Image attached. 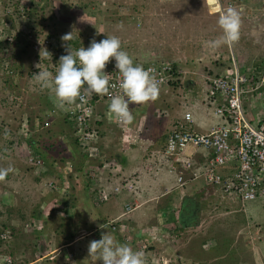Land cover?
I'll list each match as a JSON object with an SVG mask.
<instances>
[{"label": "rangeland", "instance_id": "1", "mask_svg": "<svg viewBox=\"0 0 264 264\" xmlns=\"http://www.w3.org/2000/svg\"><path fill=\"white\" fill-rule=\"evenodd\" d=\"M225 1L221 0L223 6ZM27 2L30 0H0V39L5 41L20 33L22 35L19 34L20 39L23 41L24 35L32 34V38H27L31 46L25 49V54L16 59L21 64V75H12L13 81L19 87L17 93H14L17 94V100L16 95L14 97L8 94L10 87L7 85L8 79L1 72V67L9 63L10 46L3 48L0 42V168L11 166L14 169L4 182H0V231L10 229L12 238L6 246L5 253L14 257L15 264H93L91 261L99 264L102 261H96L88 255L89 242L95 236L94 231L98 230V225L107 224L118 217L120 220L116 221L119 223L113 227L114 231L108 228L117 241L125 243L126 237L134 240V243L138 241V251L141 252L143 247L153 245L158 248L153 255L162 254L166 258L165 264H179V258L183 260V264H256L257 261L264 264V201L247 203L243 211L238 203L225 197L221 198L220 191L212 190V187L206 185L202 179L191 182L185 189L189 195L184 198L192 199L193 207L197 209L191 210L194 218L192 226L181 229L175 219L179 215L182 201L180 195L174 196L172 204L164 202L161 198L165 192L163 190L165 185L162 184L170 186L175 184L174 178L169 182L168 178H163L161 169L158 175L154 173V169L150 172L148 169L145 170L150 176L149 182L137 187L135 193L139 203L133 212L123 217H121L123 206L119 205L120 202L116 203L114 201L116 199L111 200L115 207L107 205L111 202L97 207L88 200H83L85 187L82 182L77 183L74 179L71 181L72 191L51 194L50 188L47 187V178L53 179L55 175L50 173L51 175L48 174L39 183V179L28 169L27 159L33 154L24 139L38 130L35 126L38 123V115H41L37 113L38 97H45L44 102L48 100L49 106L63 112L54 93L43 88L33 77L39 71H43L44 67L53 75L56 74L59 53L55 52L53 63L40 56L39 49L42 50V46L39 45L44 37L61 38L73 31V36L85 38L94 35L89 29L96 28V33L105 31L104 39L107 36H118L122 41V50L127 51L134 59L159 55L178 65L180 75L177 79L160 90L157 100L145 104L149 115L146 116V122L142 124L137 134L128 133L127 126L122 128L116 126L104 134L101 142L99 141L98 147L108 156L110 150L116 152L124 150L129 154L135 152L136 158L140 159L139 164L145 159L152 163L161 159L160 150L167 134L165 117L175 111L177 114L182 113L184 107H190L188 102L194 103L192 100L199 95L198 92L203 91L201 86L203 77H198L197 71L201 70L204 74L208 71L207 67H213V72H217L216 68L229 66V61L226 60L230 57L228 46L212 49L207 44L204 45L205 41H213L222 34L219 26L218 30H215L219 15L215 5L207 4L208 0H50L51 4L45 5L42 16L39 13L32 15L33 23L27 28L30 23L16 21L18 14L15 13L18 10L23 11ZM82 5L88 7V15L81 11ZM253 9L247 7L241 13L240 39L232 46V53L241 66L247 62L252 52L250 49H255L254 45L250 46L248 27L245 26L254 25V29L259 31L262 28L264 32V27L261 26L264 13L259 14ZM197 12L201 15L195 16ZM25 23L28 25H24ZM200 28L203 30L200 31ZM243 40L247 45H242ZM36 41L37 44L34 43ZM54 42L59 41L54 39ZM223 47L227 48L228 56L224 54L226 52ZM198 52L206 54L203 60L195 59L199 58L196 57ZM38 64L41 69L37 68ZM185 67L188 70H184ZM188 86L191 88L190 92ZM195 86L197 88L194 89ZM199 98L197 100H200ZM58 128L59 126L53 127L50 135L53 132V135L58 133ZM4 129L9 132H5ZM134 129L138 130L137 127ZM67 130L66 132L70 134L71 130ZM44 131L41 130V133ZM45 138L49 142V145L48 143L46 145L52 147L51 153L57 161L68 156V149L75 150L69 135ZM52 142L57 143L51 145ZM76 153L79 155L80 152ZM55 166L58 174L65 176L67 171L63 169V165L57 162ZM72 173L74 177L78 175L73 169ZM151 179L155 181V185L159 180L160 187H155ZM117 180L109 184L100 180L99 183L102 182V186L106 185L110 192H114L120 188L121 179ZM60 196H67L68 200H63ZM39 206L44 213L38 221L41 224L46 220V225L38 230V234L35 232L32 235V226L29 233L25 224L30 223L37 215ZM54 208L56 211L52 212ZM57 208L61 210L58 211ZM68 208L73 210L68 211ZM64 210L67 212H63ZM75 211L79 213L74 214ZM162 212H165V216L160 217ZM140 231L145 236L135 237ZM255 231H258L257 236L252 234ZM248 234L253 237L250 238ZM38 238L42 242H38ZM210 242H213L212 248L202 249L203 244ZM40 243L43 252L40 250ZM146 258L147 264H155L150 263L147 256ZM157 264L162 262L157 261Z\"/></svg>", "mask_w": 264, "mask_h": 264}, {"label": "built area", "instance_id": "2", "mask_svg": "<svg viewBox=\"0 0 264 264\" xmlns=\"http://www.w3.org/2000/svg\"><path fill=\"white\" fill-rule=\"evenodd\" d=\"M229 6L242 12L247 7H253L255 12L264 13V0H230L224 7L215 0V8L219 13L222 8L226 10ZM0 42L6 48L11 45L13 38L5 41L0 39ZM51 45L53 41L44 39L39 45L42 50L39 51L42 59H48L43 54L44 49H47L51 53V60H48L53 63L55 49ZM37 49L35 46V50ZM229 49V66L216 68L219 74L213 72V67H207L208 71L201 76L203 91L199 94L200 104L210 117L217 119L216 122L208 131H198L192 114L186 113L168 132L160 150L161 159L148 165L149 172L160 168L174 178V189H163V194L171 195L173 200L182 191L185 193L188 184L202 179L214 191H220L222 197L238 203L242 208L250 202L264 201V57L256 65L243 68L234 57L231 47ZM58 50L61 55H56L57 61L62 54H67L66 44L58 45ZM56 67L55 73L59 65ZM143 67L154 69L157 79L162 82L160 89L168 86L180 75V69L174 68L168 62L153 61ZM105 72L110 75V84L115 85L110 88V92L113 95H122L119 87L121 77L115 68V61L107 65ZM109 104L108 96L92 94L85 104L77 101L75 105L62 107L70 125V137L78 144V149L89 158H101L100 168L89 175L93 185L98 184L100 188L97 192L99 205L106 203L110 194L106 185L99 183L100 180L109 184L113 180L121 179L120 188L114 191L116 194L124 189L134 193L140 183L137 174L125 177L121 165L107 154L103 155L98 147L104 134L112 131L113 127L127 125L113 116L109 111ZM129 107L134 114L139 106L130 104ZM51 113L56 114V111L47 114ZM4 131L9 132L5 129ZM31 156L27 161L33 172L36 175L47 172L37 156ZM104 172L107 174L101 175ZM64 186L59 189L52 179L47 181V187L56 194L67 190L68 185ZM132 209L131 205H125L121 217L127 216ZM116 221L117 218L110 224ZM26 227H30V224ZM2 264H12L11 259L4 257Z\"/></svg>", "mask_w": 264, "mask_h": 264}, {"label": "clouds", "instance_id": "3", "mask_svg": "<svg viewBox=\"0 0 264 264\" xmlns=\"http://www.w3.org/2000/svg\"><path fill=\"white\" fill-rule=\"evenodd\" d=\"M214 1L215 0L212 1L213 5H215ZM229 1L230 0H228V2ZM228 2H226L224 6ZM216 12L219 14L217 23L222 34L219 38L213 41H208L206 42V44L212 49H217L221 46H229L232 49V46L239 41L241 35V12L232 6H229L226 10L222 8L220 13L219 11ZM72 39L73 31L64 34L61 37V41L57 42L58 45H60L61 43L66 44L67 54H62V56L59 58V67L55 75L47 70H43L39 71L38 74L33 76L43 88L49 89L54 93L61 107L75 105L77 101H79L81 104H85L87 103V98L92 94L108 96L110 98L109 111L117 120L127 124L126 126H128L132 124L134 120V116L129 105H143L149 102H153L159 98L160 90L167 87L165 86L160 89V85L162 82L157 79L154 69H145L143 65L134 63L133 57L130 56L127 51L122 50V41L118 36H107L106 39L100 40L99 42L93 39L87 49H85L83 46L77 49H73L68 44V41H71ZM47 40L53 41V45L56 43L54 42V39ZM55 52L59 53V50H55ZM43 54L45 57L51 60V53H49L47 49H44ZM110 60L115 61V68L120 74L121 81L119 87L122 90V95H113V93L110 92V88L115 87V85L110 84V75L106 74L105 72L107 65L111 62ZM38 67L39 64L37 65V68ZM118 127L122 128L123 126ZM163 145L161 146V148L163 147ZM111 151L113 150H110V152ZM13 171L14 169L11 166L7 168H0V182H4L9 173ZM124 173L126 175L125 177L131 175L125 170ZM33 174L36 175L34 172ZM44 177V174L38 177L39 183L40 180H44ZM48 180L49 178H47V181ZM138 186L139 184L137 185V187ZM118 194H125L130 197L131 200L123 205V209L125 205L129 204L133 208L131 210V212H133L135 209L134 206L138 205L139 203V201H137L135 198L136 193H129L124 189ZM221 198L223 197L221 196ZM184 199L187 198H181V207H184ZM107 203L108 201L101 205H105ZM40 209L41 207L39 206V209L37 211H41ZM244 209L245 205L243 207V211ZM130 213H128V215ZM116 218L117 221L120 220L118 217ZM110 222L111 221H109L107 224H100L97 226L98 230L94 232L100 234L101 238L98 237L97 234H95L92 241L89 242V257H92L96 261H102V264H147V256L150 259V263L156 264L157 261H161L162 264H164L166 258L162 256V254L154 256H150L147 254L151 252L150 247H143L142 252L138 251V241L134 243V240H129L128 237H126L127 239L125 243H119L116 237L110 231H108V228L111 231H114L113 227L116 226L119 222H116L117 224H110ZM28 224H30V227H26V225ZM31 226L33 235L38 226L37 219H35L34 217L32 220H30V223L25 224V228L29 229V233L31 232ZM179 228L182 229L183 227H181L180 225ZM0 232H2L0 233V239L2 237V239L0 240V253H4L3 255L0 254L2 255V257H0V264H2V259L4 257H9L12 264H15L14 257H12L10 254L5 253L6 246L9 245V242L12 239L11 231L10 229H1ZM143 234L144 233L140 231L136 234L135 237H144L145 235ZM252 234L257 236L258 231H255ZM249 237L252 238L253 236ZM212 243L210 242L203 244L202 249L212 248ZM179 264H183V260L181 258H179Z\"/></svg>", "mask_w": 264, "mask_h": 264}, {"label": "trees", "instance_id": "4", "mask_svg": "<svg viewBox=\"0 0 264 264\" xmlns=\"http://www.w3.org/2000/svg\"><path fill=\"white\" fill-rule=\"evenodd\" d=\"M47 3H48V5H50L51 4L50 0H47L46 2L44 0H30V2H27V5L24 6L22 13L19 11L15 12L16 14H18V18L16 21H19L20 23L21 22H29L30 25L27 28H30L32 23H33V20L31 18L32 15L34 13H39L40 16H42L43 12H44L45 5ZM38 5L40 7H37ZM98 8H99V3L97 2V9ZM87 10H88V7L86 5H82L81 11L86 15H88ZM240 12L242 13V11H240ZM92 17L94 18L93 15H92ZM24 25L27 26L28 23H25ZM96 25H97V23L95 21L94 26H96ZM89 30H90V32L91 31L94 32L93 36H86L85 38H79V37L73 36V39L71 41H68V44L70 45V47H72L73 49H77V48L83 46L85 49H87V47H89L90 42L93 39H95L97 42L104 39L105 35L96 33V31H97L96 28L95 29H89ZM215 30H218V24H217V27H215ZM32 32H34V29L32 30ZM103 33H105V31H103ZM19 34L13 36V42L10 45L11 56H9V63H6V65L1 67V72L4 73L6 78L8 79L7 85L10 86L8 94L12 95L14 97L16 95L15 100H17V94H14V93H17L19 87H18V84H16L13 81L14 78L12 79V77H13L12 75H14V76H20L21 75V73H20L21 72L20 71V65L21 64L18 63L17 60H18L20 55L25 54V51H26L25 49H27L31 46L29 44V42L27 41V38H32V34L29 33V34L24 35V38L22 41L20 39ZM40 34L41 33H39V35ZM209 34H212V33H209ZM214 35L216 36V34H214ZM37 38H38V35H36L35 39H37ZM44 38L45 39H55L56 41H61V38H59V36H47V38L46 37H44ZM34 43L37 44V41ZM240 43H242V42H240ZM242 45H246V43H242ZM20 47L22 48L21 50H20ZM51 47H53L55 50H58L57 42L53 46L51 45ZM257 47L258 46L255 45V49H250V50H252V52H256L257 50L260 51L259 55H257V57H256L257 59L255 58V56L252 57V55H253V54H251L252 52H250V57H249V63H250V61H254L253 64H255V65L258 63L257 62L258 60H260L264 57V52L262 51V49H260L259 47H258L259 48L258 49ZM223 48L226 52L224 54H226L228 56L227 48L226 47H223ZM223 48H222V50H223ZM133 59H134V57H133ZM15 60H16L17 64H15ZM226 60L229 61L228 58ZM110 61H113V60H110ZM153 61H155V62H168V63L171 62L168 59L159 57V55L158 56L150 55V56H147L143 59H141V58H137V59L135 58L134 59V63H138V64H141L143 66H145L147 63L153 62ZM224 62L225 61H223V63ZM249 63L245 62V64H243V65H248ZM170 64H172V66L174 68L178 67V65L175 62L170 63ZM38 100H39V103H38L39 108L37 110V113L41 114L40 116L38 115V117H37L38 123H36V125H35L36 129L38 128V130L35 131L34 133L30 134L27 138L24 139V141H25L28 149L32 152V154L34 156H37L39 161H41L42 164L45 166V168H47V172L45 171L44 173H41L40 175H34V176L36 178H38V177L42 176L43 174L45 176H47L50 173L52 175L54 174L55 178H53V179L49 178V179H52L54 181V184L59 189H63L65 187L64 185L67 184L68 188H67L66 192L72 191L73 183L71 181L73 179L75 181H77V183L82 182L83 186L85 187V192H86V193L84 192L85 196L83 197V200H86V201L88 200L91 204L96 205L97 207L100 206L101 204L99 205V203H97V201H98L97 192L100 188H99L98 184L93 185V183L89 179V175L91 173L92 174L96 173V169L100 168L101 158H89L87 156V154H85L83 151L78 149V144L72 139L71 144L74 145L73 148H75V150L74 149H68V152H67L68 156L65 158L62 157V158L58 159V161H57V158H55L51 153L52 147L46 145L47 143L49 145V142L45 137L50 138L52 136L53 137L68 136V135L70 136V134L66 132L67 129L70 130V125H69V122L67 121L65 115L63 114V112H61L59 109H54L55 107L49 106L48 103H50V102L48 100L46 102H44L45 97H43V96L38 97ZM53 110L56 111L57 114H55V113H51L52 115L47 114L48 112H52ZM2 126L3 125H1V127ZM56 126H59L58 133H55V135H53L54 134V132H53V134L50 135V133H52L51 129L53 127H56ZM33 127H34V125H32V128ZM41 130L42 131L45 130V131L43 133H41ZM166 137H167V134L165 135V137L163 139V144L165 143ZM56 143L57 142H52L51 145L56 144ZM76 149H77V151H76ZM99 149H100V152H102L103 155L106 156L107 153H104L101 148H99ZM76 152H78V153L80 152L79 155ZM122 154L120 152L118 153L116 151H111L110 156H108V157L115 159V161H117L119 164L123 165L124 160L121 159ZM57 162H60L63 165V169H65L67 171V172H65V176L58 174V172L56 171L55 165ZM25 169H27V168L25 167ZM28 169L33 173V169L31 167H29ZM72 169L75 171V173H78V175L76 177L73 176ZM106 174H107V172H104L101 175H106ZM52 193L56 194L54 192H52ZM118 196H120V194L110 192V194L108 196V203L111 202V198L117 199ZM61 198L63 200H66V201L68 200V199H66L67 196L66 197L62 196ZM187 200L188 199H184L183 203L186 202ZM61 202L64 203L65 201L64 202L61 201ZM125 202L126 201L121 200L120 204L124 205ZM70 205H72V204H70ZM57 210L59 211L61 209L57 208ZM54 211H56V208H54L52 210V212H54ZM68 211H70V209H68ZM63 212H67V211L64 210ZM188 212L189 213L191 212L190 209H188ZM75 213L78 214L79 212L75 211L74 214ZM36 214L37 215H35L34 218L37 219L38 226H37L35 232L38 234V230H41L42 226L46 225V223H45L46 220H43V222H41V224H42L41 225L38 220H39V218H42L43 213H42V211H37ZM161 215L163 217V216H165V213H161ZM191 219H192L191 223L194 222L193 216L191 217ZM175 221L180 222L178 219H175ZM0 233H2V232H0ZM40 241H41V239L38 240V242H40ZM40 246H41V243L39 244V247ZM40 250L43 252L44 249H42L40 247Z\"/></svg>", "mask_w": 264, "mask_h": 264}, {"label": "crops", "instance_id": "5", "mask_svg": "<svg viewBox=\"0 0 264 264\" xmlns=\"http://www.w3.org/2000/svg\"><path fill=\"white\" fill-rule=\"evenodd\" d=\"M212 1L213 0H208V2L209 3H207V4H209V5H213L212 4ZM218 1V3H220L221 2V0H217ZM215 2V1H214ZM226 2H228V0H226L225 1V3ZM214 8V7H213ZM201 15V13L200 12H197V13H195V16H197V15ZM211 14H212V12H211ZM257 14V13H256ZM200 17V16H199ZM258 17H260V16H258ZM213 18H215V17H213ZM199 20V19H198ZM257 21V20H256ZM259 21V20H258ZM200 23H201V19H200ZM261 26L262 27H264V21L263 22H261ZM248 27V30H247V36H249L248 38H249V40H250V46H255V45H257L260 49H262V51L264 52V32H262V28L261 29H259V31L257 30V29H254V25H251V27L250 26H245V28H247ZM250 27V28H249ZM252 29V30H251ZM201 30H203V28L201 29L200 28V31ZM249 33H251L250 35H249ZM246 40V39H245ZM245 40H243V43H245L246 41ZM208 41H210V40H207V41H205L204 42V45L206 44V42H208ZM247 45V44H246ZM257 47V48H258ZM258 48V49H259ZM205 52V51H204ZM259 53H260V51L259 50H257L253 55H252V57L253 56H255V58L257 57V55H259ZM198 56H196V57H199V58H195V59H197V60H203V58L206 56V54L205 53H196ZM214 55V54H213ZM248 57H250V55L248 56ZM257 59V58H256ZM253 60V59H252ZM202 62V61H201ZM247 62H249V58H248V60H247ZM253 62L254 61H250V65H253ZM249 64L248 65H244V66H242L243 68H248V66H249ZM191 66V65H190ZM208 66V65H207ZM205 67V66H204ZM203 67V68H204ZM200 69V68H199ZM184 70H188V68L187 67H185L184 68ZM182 72H183V70H181ZM181 72V73H182ZM198 73H197V76L198 77H200V76H202V74L203 73H201V70H198L197 71ZM183 74H184V72H183ZM189 87V86H188ZM195 88H197L196 86L194 87V89ZM186 89H187V87H186ZM189 89H191L190 87L188 88V91L190 92V90ZM187 91V90H186ZM198 94H200L199 92H198ZM199 96L200 95H198V96H196V98H195V100H192L194 103H191V102H188V104L190 105V107L188 108H186V107H184L183 109H184V111H182V113H180L179 112V114H177V112L175 111V112H173V113H171V114H168V116H166L165 118V122H166V124H167V133L171 130V128H172V126L174 125V123L176 122V121H178V120H181L182 118H183V116H184V113H186V110H187V112L188 113H191L192 114V118H193V121H194V125H195V128L198 130V131H202V132H205V131H208L211 127H212V125L216 122V120L217 119H215V118H213V117H210L209 115H208V113H206L205 112V109L201 106V104H200V100H197L198 98H199ZM200 99V98H199ZM197 100V101H196ZM141 106V107H140ZM146 105L145 104H143V105H139V107L137 108V109H135V111L136 112H134V114H133V116H134V120H133V122H132V124H130V125H128L127 127H129V132L128 133H133L134 134V132H135V134H137L136 132H138V131H140V129L142 128V124H144L146 121V116L147 115H149V110H147V108L145 107ZM168 112V111H167ZM152 115H155L154 113H152ZM167 117H169V118H167ZM140 123V124H139ZM125 127V126H124ZM135 127H137L138 128V130L137 131H135L136 129H134ZM103 139V138H102ZM102 142H103V140H102ZM149 142V141H148ZM120 152V151H119ZM118 152V153H119ZM132 152V151H131ZM121 154H122V160H124V163H123V165L122 164H120L121 166H122V168L127 172V173H129V174H137L139 177H140V183H139V186L140 185H142V184H144L145 182H149L148 181V179L150 178V176L147 174V173H145V170H147V168H148V165H149V161H145V160H143L142 161V163L141 164H139V161L138 160H140V159H138V158H136V156H135V152H133V153H127V152H125L124 150L123 151H121L120 152ZM139 165V166H138ZM143 169H144V171H143ZM159 169L160 168H158L154 173H156V175H158V172H159ZM160 171H163V172H161V175L163 176V178L165 177V178H168V182H169V180H173V177L171 176V175H169L166 171H164L163 169L162 170H160ZM159 175H160V173H159ZM158 180V179H157ZM151 181H152V179H151ZM159 181V180H158ZM157 181V183H156V185H155V181H152L153 183H154V185H155V187L156 186H158L157 188H159L160 186H159V182ZM173 183H174V181H173ZM150 185H152V184H150ZM162 185H165V187L164 188H167V189H174V187H175V184H174V186H170V185H167V184H162ZM186 189V188H185ZM211 190V189H210ZM186 191V190H185ZM176 192H177V190H176ZM176 192H173V193H176ZM197 192V191H196ZM86 193V192H85ZM180 195V196H179ZM189 194H187L186 192L184 193L183 191L181 192V194H178V196L181 198V196H182V198H184L185 196H188ZM137 196V195H136ZM136 196H135V198H136ZM162 199H163V201L165 202V201H167V203L168 204H172L173 203V201H172V196L171 195H169V194H163L162 195V197H161ZM121 200H124V201H126V202H128V201H130L131 199H130V197H128L127 195H125V194H123V195H120V196H118V198L116 199V200H114L116 203H119ZM137 201H139L138 199H136ZM125 202V203H126ZM107 205H109V207L110 206H113V207H115V205L113 204V202H111V203H109V204H107ZM106 205V206H107ZM119 205H121L120 203H119ZM123 206V205H122ZM71 207H73L72 205H71ZM68 209H70V208H68ZM71 210H73V209H70V211ZM191 211V210H190ZM162 213H165V212H162ZM191 213V212H190ZM73 214V213H72ZM161 214V213H160ZM88 215V214H87ZM86 216V215H85ZM162 215H160V217H161ZM97 218V217H96ZM96 222H97V220H96ZM95 222V223H96ZM95 231H96V229H95ZM96 234L98 235V237H100V234H98L97 232H96ZM162 236H163V234H162ZM101 238V237H100ZM118 238V237H117ZM255 260V263H256V259H254ZM91 263H93V264H98V263H96V262H93V261H91ZM257 263L258 264H261L260 263V261L258 262L257 261ZM256 263V264H257ZM99 264H102V262H100Z\"/></svg>", "mask_w": 264, "mask_h": 264}, {"label": "flooded vegetation", "instance_id": "6", "mask_svg": "<svg viewBox=\"0 0 264 264\" xmlns=\"http://www.w3.org/2000/svg\"><path fill=\"white\" fill-rule=\"evenodd\" d=\"M192 199H188L185 204L183 205L184 207H181V211L179 213V215L177 216V219L180 221L179 224L181 225V227H183V229H185L186 227H190L192 226V219L191 217L193 216L192 213L188 212V209L190 210H194L197 209L196 207H193V203L191 202ZM195 211V210H194ZM192 215V216H191ZM149 247L151 248V252L150 254L153 255V253H156L158 251V248H156L153 245H149ZM149 255V253H147ZM150 255V256H151ZM155 255V254H154ZM153 255V256H154ZM157 264V263H156Z\"/></svg>", "mask_w": 264, "mask_h": 264}]
</instances>
